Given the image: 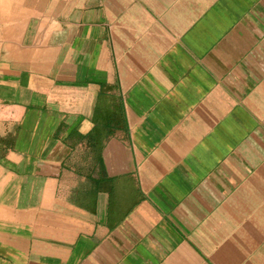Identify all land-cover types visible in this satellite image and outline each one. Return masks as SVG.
<instances>
[{
  "label": "crops",
  "instance_id": "obj_1",
  "mask_svg": "<svg viewBox=\"0 0 264 264\" xmlns=\"http://www.w3.org/2000/svg\"><path fill=\"white\" fill-rule=\"evenodd\" d=\"M0 264H264V0H0Z\"/></svg>",
  "mask_w": 264,
  "mask_h": 264
}]
</instances>
